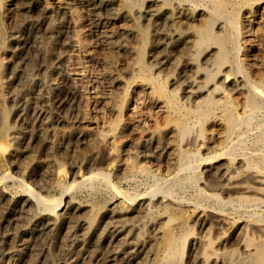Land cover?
<instances>
[{"label": "bare ground", "instance_id": "obj_1", "mask_svg": "<svg viewBox=\"0 0 264 264\" xmlns=\"http://www.w3.org/2000/svg\"><path fill=\"white\" fill-rule=\"evenodd\" d=\"M14 1L0 0V137L20 143L26 129L51 149L60 136L75 138L93 144L81 161L72 159L75 165L95 163L101 146L113 165L81 176L74 166L80 177L72 181L58 171V197L37 193L22 178L15 194L1 189L0 264H41L39 239L55 230L60 244L77 252L59 264H264V215L258 212L264 207V0ZM30 10L40 15L36 28L48 38L57 35L62 50L32 82L35 96L45 102L44 91L55 94L57 107L76 115L75 130L59 134L56 125L67 123V114L53 118L47 106H34L27 123L26 112L11 106L21 100L11 91L21 79V60L7 25L20 33L18 17ZM157 22L170 26L166 46L175 55L149 62L147 28ZM11 39L22 51L29 48L18 34ZM29 162L27 169H44L35 158ZM112 174L122 181L144 176L153 184L131 193ZM11 178L4 173L0 183ZM96 183L111 194L107 205L70 195ZM188 187L195 191L190 197ZM29 216L31 227L21 237L2 234ZM232 225L229 240L223 230Z\"/></svg>", "mask_w": 264, "mask_h": 264}, {"label": "rangeland", "instance_id": "obj_2", "mask_svg": "<svg viewBox=\"0 0 264 264\" xmlns=\"http://www.w3.org/2000/svg\"><path fill=\"white\" fill-rule=\"evenodd\" d=\"M5 1H6V4L8 6H10L11 3H14L15 2L14 0H12V1L11 0H4V2ZM32 11L33 10H30V11H22L21 14L23 13L24 15L23 14L22 15L21 14L19 15V17L22 16V17H20L22 20H20L19 17H18V19H19V21H20V23L22 24V27H23L22 28L23 30L20 33H19V31H15L16 29H14L12 25H9L8 24V22H9L8 21V18H10V15L5 13V17L7 18V24H8L7 25L8 26L7 27V34L10 36V38H9V36H8V38L10 39L9 41L11 42V48L18 50V52L20 53V55H19L20 57H18V58H19V60H21L20 61V67L21 68L19 69L20 70L19 78H21V79L20 80L18 79V81L16 82V84L13 85V87H14V88L12 87L13 89L11 88V91H13V92L16 90L14 92L15 94H13V95L19 96L21 98V100H19V99H14L13 100L12 99L11 102H13V104L11 103L12 105L11 104L10 105L11 106H14V108L16 109V111L24 112V113L26 112V116L25 117H27V118L24 119V123L25 122L27 123L29 121L30 116H31V113H32V110L31 109L34 106H36V105L37 106H41V107H43V105L44 106H47L48 108H50L49 110H50L51 115H52L53 118H56V117H58L60 115L62 116V115H66L67 114L66 115L67 123H64L65 125L64 124L63 125H58V126L56 125V128L55 129L57 131L59 130L58 131L59 134H61L62 131H70V129L71 130H75L78 127V123L76 122V119H75L76 118L75 117L76 115H73L74 113H72L71 110H69L67 108L65 110L58 108L57 107V104H56L57 103L56 102L57 99H55L56 98L55 97V94H53L52 92L49 93L47 91H44L43 92L44 94L47 93L46 94V97H49L48 100L45 101V102L42 101V100H38L36 98V96H35V92H34V89H33L34 88V85H32L33 84L32 82L34 80H38V78L39 79L42 78L43 77V74L45 75V73H46L45 71L47 69H50L52 66H54L56 64V58L55 57H57L61 53L62 50H61L60 42H58L59 39H58L57 35L55 36L56 39L55 38H53V39L52 38H48L47 36H45L44 32H43V34L41 33L42 30L36 28V26H35L34 23L38 20V18H40V15H38L39 13L37 11H33V13H32ZM35 12H36V14H35ZM147 29H148V32H149V35L147 37V47H148L147 48V50H148L147 51V59L149 60V62L150 61L152 62L154 60L156 61L157 59H164V58H166L169 55H171V56H174L175 55L174 52L171 51V48H169L168 46H166L168 44V38H169V36H167V35L170 32V26L165 25V24H162L160 22H157V23H154V24L151 23L150 26H148ZM12 30H13V32H12ZM9 31H11V32H9ZM14 31H15V33H14ZM15 34L16 35L18 34V36H20L21 40H23L22 42H27V44H29V48H26L25 50L22 51V49H21L22 44L15 43L11 39L12 36L15 35ZM156 37H158V38H156ZM53 40H55L54 46H52L51 43H50ZM153 40H154V42H153ZM129 41L130 42L131 41L133 42L134 40L131 39ZM162 43H164L165 46ZM35 45H36V47H35ZM38 46H39V48H38ZM155 46L157 48H155ZM37 51H39V53ZM170 51H171L172 54L169 53ZM33 57H35V58H33ZM22 59H23V61H22ZM49 60H51V61H49ZM23 66H25V67H23ZM38 71H39V73H38ZM173 73H175L174 74V77H177L176 74H178V71L173 69ZM50 77H51V79L53 77H54L53 79H55V77H56L55 80L56 81H60L58 79L57 75H52ZM24 82H25V84H24ZM29 82H30V84H29ZM18 83H20V84H18ZM23 96H25L26 98L23 97ZM54 106H56V107H54ZM85 112L89 113L90 111H88V109H87ZM27 114H28V116H27ZM70 116H72V117H70ZM11 126L14 129H17L19 127V125H18V123H17V121H16L15 118L14 119L12 118V120H11ZM16 126H18V127H16ZM25 130L26 129H24V135L22 136L23 139H22V141L20 143H16L15 141H13L12 140V135L10 137L4 138V139L0 137V146H3V151L0 153V176L3 175L4 173H8L9 172L10 173V176L12 177L9 180L6 179V180H3V182L1 181L2 184L0 183L1 184L0 185V190L6 188L7 190L10 191V193L12 192L11 194H15L16 192H18V189H19V184H18V182H17L16 179L22 178L23 181L26 180V183L28 185H30L37 193L39 192V194H41V195L45 194L43 196L58 197L59 194H60L59 191H55L53 189V181L55 179L54 178V175L56 176V174H57L58 171L59 172L60 171L63 172L68 177V179L70 181L71 179L72 180H74V179L75 180H78L81 175L87 174L88 171L90 172V171H95V170H99V169H102V170H111L112 169L113 160L111 158L109 159V157H108L109 155H108L107 149H105V147L103 149V147L101 146L102 151H101V148H95V150L97 149L96 151H98L97 152V155H96L97 158L95 157L94 160H93L95 163L91 164V162H90L91 167H90V164L88 165L87 163L86 164L85 163H82L83 161L82 162H78L75 165L74 162L72 161V159H74V158H80L79 160L81 161V158H84V155L86 156L87 154L90 153V151L93 148V144H90V143H87V142H82V141H77V139H75V138H68L67 139V138H64V137H61L60 136L59 140L56 143V146L54 147L55 149H51L48 146H46V147L43 146L44 143H43V141H40L41 140L40 138H38V137L37 138L30 137L29 136V133H27ZM31 130L33 132L30 131V129H28L27 131H30V135L32 134V136L34 134L36 135V133L38 132V130H36V129H31ZM126 135L129 137L128 138L129 140L126 139L127 137H125V140H126L127 143L129 142L128 144L130 145V141L133 140V136L130 134V132H128V133L126 132L125 133V136ZM29 137H30V140H29ZM37 139H40V140H37ZM89 144H90V146H89ZM23 145H24V147H23ZM98 149H100V150H98ZM11 151H14L15 154L16 153L17 154L15 155V157L8 158V156H6V154L8 152H11ZM81 151H83V152H81ZM144 151H146L148 153L147 150H144ZM69 155H71V156H69ZM106 155H108V156L106 157ZM30 158H32V159L35 158L37 162H39L40 164H43L45 170L42 169V168H40L39 166H36V165L30 167L29 169H27L26 167L27 166L29 167L30 166L29 164L31 163L29 161L32 160ZM108 160H109V162H107ZM141 160L142 159H140V162L146 163L145 160H142V161ZM105 163H107V164H105ZM20 164L23 165V167ZM19 165L21 166L20 169L18 167ZM45 166H48L47 168L50 167L51 169L49 168L50 169L49 170V169L45 168ZM74 166L77 167V168H79L78 174L80 176L79 175H76V176L74 175V173L72 171ZM15 169L18 170V172ZM39 170H41V172ZM67 173H68V175H67ZM14 176H15V178H14ZM119 177H120V175L119 176L118 175L116 176L115 174H112V178L111 179L123 191L125 190V191H128V192H131L133 190L131 193H133V192H140V193H142V191L144 192V191L148 190V188L153 184L152 180H150V179L148 180V178H146L144 176H141V177L136 176V178L133 177V178H130V179H127V180L125 179V181H122L124 179H121ZM137 178H140V180L137 179ZM28 181H30V182H28ZM96 184L93 185L94 187L93 186L92 187H85V188H81V189L75 190V191L71 192L70 195H72L78 202H82V203H92V204L97 203V204L107 205V202L111 198V194L108 191L105 190V188H104V186H102V184H100V183H96ZM147 184H148V187L146 186ZM100 186H101V188H100ZM145 186H146V188H145ZM180 189L181 188H179V190ZM183 189H184V193H186L185 195H187V196H188L189 193L192 194V195H194V193H195V191L191 187H188V189H185V188H183ZM187 190H188V193H187ZM180 191H178V192L180 194H182L183 191L182 190H180ZM190 194H189V197L192 196ZM136 203H138V201H136ZM260 208L261 209H259L258 212H260V214L262 213V215H264V207H260ZM3 209H4L3 206L0 205V214H1V212H3ZM260 210H262V211H260ZM23 220L22 221H19V224L16 223L17 225L14 224V225H11V227L8 226L7 228H4V229L2 228L3 229V230L1 229L2 234L21 237V235L23 233V230L27 229L28 227H31L30 226V222L32 220V216L27 217V219H25L24 221ZM234 227L235 226L232 225V226L226 227L223 230V231H225L227 233V237L229 238V240L232 238L231 235H232V232L234 231ZM8 230H10V231H8ZM14 230H16V231H14ZM3 231H5V232H3ZM195 231H197V229ZM55 232H57V233H55ZM55 232H54V236H52V234H49L50 237L49 236H47V237L43 236V238H40L39 239V242H38L39 243L38 244V247L39 248L37 247V251L38 252L36 251V254H38V256H40L42 258V263L41 264H47V262L50 263V264L51 263H53V264L63 263L65 261H67L68 259H70V256L69 255L73 254V256H75V254L77 253L75 251L76 248H74L75 246H72L71 247L69 245V246H65L66 248H64L63 245L60 244L59 239H57L58 237H60V231L55 230ZM212 235H214V234L212 233ZM93 245L94 244H91L90 249H93L95 251L97 249V247H95V245L94 246ZM229 247H231V246L229 245Z\"/></svg>", "mask_w": 264, "mask_h": 264}]
</instances>
